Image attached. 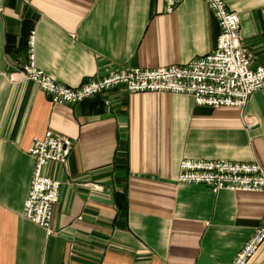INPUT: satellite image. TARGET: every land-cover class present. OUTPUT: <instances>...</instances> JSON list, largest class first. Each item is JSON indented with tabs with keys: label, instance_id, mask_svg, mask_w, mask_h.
<instances>
[{
	"label": "crops",
	"instance_id": "0c3cea01",
	"mask_svg": "<svg viewBox=\"0 0 264 264\" xmlns=\"http://www.w3.org/2000/svg\"><path fill=\"white\" fill-rule=\"evenodd\" d=\"M225 1L251 67L264 65V0ZM32 30L38 67L77 86L120 67L188 63L221 27L204 0L172 13L164 0H0V264H230L264 216V192L176 177L186 158L264 167V88L243 109L124 87L55 104L22 73ZM48 130L74 140L67 165L44 169L63 182L50 235L23 216L29 148ZM247 264H264V241Z\"/></svg>",
	"mask_w": 264,
	"mask_h": 264
},
{
	"label": "built area",
	"instance_id": "2783aa9c",
	"mask_svg": "<svg viewBox=\"0 0 264 264\" xmlns=\"http://www.w3.org/2000/svg\"><path fill=\"white\" fill-rule=\"evenodd\" d=\"M184 0H164L165 11L172 13ZM219 21L217 43L206 54L185 64L161 67H120L97 77H89L77 86L57 81L36 62V32L28 39V61L24 76L37 83L55 104L77 105L98 94L124 87L131 92L184 93L197 105L239 107L264 88V65L251 67V55L240 41L241 19L225 0H204ZM248 127L253 121H246ZM74 148L71 137L53 130L34 139L29 153L35 160L23 216L43 227L50 235L55 205L60 201L63 182L44 172L50 163L67 165ZM176 180L204 184L214 193L222 189L264 192V167L258 161L186 158L180 162ZM264 241V216L254 233L237 252L230 264H247Z\"/></svg>",
	"mask_w": 264,
	"mask_h": 264
},
{
	"label": "trees",
	"instance_id": "16d2710c",
	"mask_svg": "<svg viewBox=\"0 0 264 264\" xmlns=\"http://www.w3.org/2000/svg\"><path fill=\"white\" fill-rule=\"evenodd\" d=\"M117 195H119V194L117 193Z\"/></svg>",
	"mask_w": 264,
	"mask_h": 264
}]
</instances>
